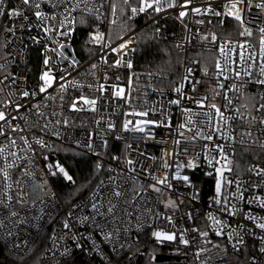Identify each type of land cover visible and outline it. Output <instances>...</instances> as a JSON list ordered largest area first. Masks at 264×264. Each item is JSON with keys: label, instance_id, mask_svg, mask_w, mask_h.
<instances>
[{"label": "built area", "instance_id": "2783aa9c", "mask_svg": "<svg viewBox=\"0 0 264 264\" xmlns=\"http://www.w3.org/2000/svg\"><path fill=\"white\" fill-rule=\"evenodd\" d=\"M126 1L131 4L128 16L135 27L122 32L118 28L121 14L113 0H31L30 5L4 0V14L0 15V112L6 119L0 121V221L5 227L0 228V240L12 254L26 255L51 227L41 264L67 260L72 264H105L126 252L132 256L143 234L162 231L175 234L176 239L158 240L159 244L184 252L189 264H264V229L259 227L264 223V175L248 171L250 167L264 169V84L258 83L264 81L260 71L264 65L262 34L258 30L264 27V8L256 6L264 0L238 5L243 8V23L226 15L229 9L225 5L234 0H191L187 6L186 0H160L159 4L147 0L153 7L143 12L140 8L145 0ZM157 7L161 11H155ZM196 8L201 13H196ZM207 8L212 11L205 14ZM13 9L21 15H8ZM36 12L42 14L40 19ZM181 12L186 15L181 17ZM79 15L95 17L97 24L89 29V35L102 37L100 42L92 39L93 46L80 58L73 46ZM227 20L237 22L239 28ZM147 25L173 42L182 54L178 80L135 68L138 34ZM245 28L251 30L250 36L241 35ZM225 30H237L240 37L222 36ZM125 43L127 47L121 49ZM241 44L245 49L236 47L227 53V59L220 52L221 46L228 49ZM67 46L75 59L64 51ZM200 52L215 56L199 58ZM117 61L121 63L117 65ZM217 62L224 69L222 75H218ZM189 69V79L200 81L195 91L184 79ZM49 70L54 80L41 92V76ZM177 87L182 88L183 97L192 99L182 98L174 91ZM210 89L220 95L209 92L205 107H198L194 101ZM119 90H123L121 95L116 94ZM24 92L29 95L25 97ZM176 99L181 100L179 105L170 103ZM210 104L217 105L227 122L212 141H193L196 128L205 134L209 131L202 113H214L207 107ZM185 108L191 112L185 113ZM144 112L148 115H138ZM189 116L191 125H187ZM143 121H163L168 126ZM181 124L187 126L180 128ZM134 127L145 131H133ZM113 141L124 149L106 160L103 154ZM56 145L98 158L100 167L107 163L108 175L71 207L64 204L55 185L56 176L62 174L59 168L67 172L50 154ZM215 145H224L232 161V171L224 172L219 194L216 181L221 178L216 169L221 165L208 163L210 157L220 159L219 152L212 150ZM242 148L252 150L254 160L244 172L237 173L241 165L237 155ZM186 158L195 167L184 166ZM128 160L134 164L129 165ZM178 171L190 181L175 178ZM165 177L167 183H157ZM197 178L213 182L201 186ZM150 184L160 191H154ZM115 191L125 195L115 197ZM109 201L116 205L112 214L107 212ZM93 203L97 209L92 208ZM13 212L17 215L12 216ZM66 222L68 228L64 227ZM240 240L243 243H238Z\"/></svg>", "mask_w": 264, "mask_h": 264}, {"label": "trees", "instance_id": "16d2710c", "mask_svg": "<svg viewBox=\"0 0 264 264\" xmlns=\"http://www.w3.org/2000/svg\"><path fill=\"white\" fill-rule=\"evenodd\" d=\"M121 14L119 30L128 31L135 27V23L129 18L128 10L131 4L126 0H113ZM230 24H239L233 20H227ZM97 24L95 17L79 15L77 17V30L73 40V46L77 56H83L84 51L93 46L92 38L89 35V29ZM222 36L240 37L237 30H225ZM93 54V52H92ZM215 56V53L200 52L197 56ZM183 56L176 45L168 40L161 38L153 30V26L147 25L139 31L137 47L135 52L134 66L137 69L151 70L171 76L178 80L181 72ZM37 73V70H35ZM124 146L114 141L110 143L109 150L103 154V158L110 160L115 152L123 151ZM53 159L59 160L65 166L71 180L58 174L55 178V185L58 189L64 204L71 207L82 200L102 178L108 175L107 163L98 167L100 159L87 155L86 153L65 147L62 145L54 146L50 151ZM237 160L240 162V168L237 173L244 172L246 167L253 162L252 150L242 148L239 150ZM200 185L211 184V180L197 178ZM206 194V193H205ZM51 227H48L32 250L26 255L12 254L0 240V264H41V258L44 254ZM114 257L105 264H189L188 257L184 252H173L159 244L154 237L153 232H147L141 236L139 245L132 251ZM60 264H72V261H64Z\"/></svg>", "mask_w": 264, "mask_h": 264}, {"label": "snow or ice", "instance_id": "6c2138e0", "mask_svg": "<svg viewBox=\"0 0 264 264\" xmlns=\"http://www.w3.org/2000/svg\"><path fill=\"white\" fill-rule=\"evenodd\" d=\"M22 2H23L24 5H30L31 4V0H22ZM190 2H191V0H186V5H184V6H187V4L190 3ZM155 3L156 4H159L160 3V0H155ZM248 3H249V0H234V2H231L228 5H225V7H228V9H229L228 12L226 13V15L227 16H230V17H233L235 20L240 21L241 23H243V20H242V17H241V11H243V8L242 7L241 8H238V5L246 6ZM3 5H4V0H0V15H3L4 14ZM34 6L36 8H39V4H36ZM168 6L169 7H172L174 5L173 4H169ZM256 6L257 7L264 8V3L258 4ZM152 7H153V4L152 3H147V0H145L144 6H142L140 8V11L143 12V11H145V8H152ZM233 10H235V11H233ZM135 11H136V9H133V12H135ZM155 11L159 12V11H161V9L159 7H157V8H155ZM194 11L196 13H201V9L200 8H196V9H194ZM204 11H205V14H206L207 12L212 11V10L210 8H207ZM213 14L214 15H217V16L222 15L220 12H213ZM8 15H10V16H20L21 15V12L13 9V10H11L8 13ZM41 15L42 14L40 12H36L35 13V16L38 19L41 18ZM184 15H186L185 12H181L180 13V16L181 17H183ZM258 30L262 34V39L260 41V44H261V53H260V55L262 57H264V27L259 28ZM45 31H48V29H45ZM251 34H252L251 33V30L248 29V28H245V31L243 33H241V35H248V36H250ZM92 39L95 42H100L101 39H102V37L100 35H95V36L92 37ZM213 40H215V37H213ZM61 47H63V45H61ZM125 47H127V43L120 45V48L121 49L122 48H125ZM236 47H239L241 49H245V45H243V44L238 45V46L237 45H231L228 49H225L223 46H221L220 52H221L222 55H225V57L227 59V53L228 52H231V51H235ZM239 56H240V58L242 60L244 59L243 52H240L239 53ZM248 58L251 59L252 56L249 55ZM48 63H49L48 59H45L44 60L45 66H47ZM120 63H121V61H117L116 62L117 65H119ZM94 66L95 65H93V67ZM127 66L130 68L131 67V64L128 63ZM216 67H217V69L220 70L218 72V75H222L223 72H224V69L221 67V65H220L219 62H217ZM260 71H261V74L264 75V65L261 66ZM191 74H192V72L189 69L188 70V74L184 77V79L185 80H188L189 83H192V85H193V91H195V87H196L197 84L200 83V81H195V82L191 81L189 79V77L191 76ZM239 75H240V73L237 72L236 73V76L239 77ZM61 79H64V77H61ZM41 80L44 81V85L40 88V91L41 92H44V91L47 90V87H51L52 82L54 80V77H52L50 75V70L49 71H45L42 74ZM258 83L264 84V81H258ZM63 87H64V85H61V88H63ZM219 87L223 88V85L221 84V85H219ZM122 91L123 90H119V91H117L116 94L117 95H121ZM174 91L176 93L181 94V97L182 98L192 99L191 97H183V93H182V88L181 87L175 88ZM209 92H211V94L214 95V96L215 95H220V93L217 92L216 89L206 90L205 91V94H204V96L202 97L201 100L194 101L198 107H200V108H204L205 107V101L208 99ZM23 95L26 97V96L29 95V93L28 92H24ZM85 102L88 103L89 101H85ZM90 103L94 104L95 101H91ZM170 103L171 104H175V105H179L181 103V100L180 99L172 100V101H170ZM230 103H231V101H229V104ZM73 107H75V105H73ZM207 107L209 109H211V110H214V113L212 111L202 113V115L204 117H206V120L204 121V123L209 128V131H208L207 134H205V133H203L201 131L200 128H196L195 129V134L192 137L193 141H195L197 138H202V139H206L208 141H212L213 140V135L216 134V133H221V127H222V125L227 122V119L228 118L224 116V114L220 111V109L217 107L216 104H210V105H207ZM261 107L264 108V105H262ZM183 111L185 113H190L191 112V109L185 108V109H183ZM138 115L147 116L148 113L147 112L138 113ZM217 116L219 117V121H216V117ZM5 119H6V117H5L4 113L3 112H0V121L5 120ZM129 123H131V122H129ZM141 123H143V124H153L155 126H168L163 121H143ZM261 123H264V120H262ZM191 124H193V121H192L191 116H189L188 121H187V125H191ZM187 125L181 124L179 127L180 128H185ZM125 128L127 130V125H125ZM132 130L133 131H140V132L145 131V129L143 127H134ZM0 135H3V132H0ZM181 135H182V133H181ZM248 135H250V133ZM224 138L225 139H231V137L230 136H227V135H225ZM175 143L177 145H179L180 141L177 140V141H175ZM241 143H243V141H241ZM89 147H91V146L89 145ZM129 147H131V146L129 145ZM262 147H264V146H262ZM212 150L218 151L219 152V156H220V159H217L215 157H210L208 159V163L210 165H213V162H215V164L221 165L220 168H217L216 169L217 175L221 178V179H217V181H216V193L219 194L221 192V187H222V184L224 182V172L225 171H232V168L230 167V165L232 164V161L229 159L228 155L224 152V145H215ZM197 155H199V154H197ZM222 161H223V163H222ZM127 163L129 165H133L134 164V161L128 160ZM184 166L189 167V168L195 167L193 161L187 160V158H186V163H185ZM98 167H99V165H98ZM165 167H168V165H165ZM177 167L179 169L180 166L178 165ZM131 170L134 171V168L131 169ZM248 171L249 172L256 171V174L257 175H264V169L257 170L255 167H250L248 169ZM59 172L63 173L64 176L68 180H71L72 179V177L69 176L67 174V172H65L64 168L60 167L59 168ZM55 174L56 173H53V175H55ZM151 178L152 179H156L154 176L151 177ZM175 178H181L186 183L190 181V178L188 176H186V175L183 176V177H180L179 176V171L177 172V176ZM157 183H159V184H165V183H167V177H165L164 179L157 180ZM228 183L230 184V183H232V181H228ZM149 187L152 188L154 191H157V192L160 191V189L157 188L155 184H150ZM169 187H171V185H169ZM113 195L115 197H121L122 195H125V193H122L121 191H115L113 193ZM125 203H127V200H125ZM171 203H174V202H171L170 201V204ZM216 203H220V201L217 200ZM108 204H109V206L107 208V212L110 213V214L114 213L115 208H116V205L113 204L111 201H109ZM97 207L98 206L95 203L92 204V208L93 209H97ZM99 214L100 215H103V213H99ZM11 215L12 216H16L17 214L13 212ZM249 218L251 219V217H249ZM84 219H87V217H85ZM215 223L216 224H219L220 221L215 220ZM3 227H5V224H4L3 221H0V228H3ZM64 227L65 228H68L69 227V224L66 222L64 224ZM259 227L261 229H264V223L259 224ZM11 234H12L11 232L8 233V235H11ZM153 235L156 237L157 240H160V241H165V240L166 241H174L176 239V235L175 234H168V233H165V232H162V231H157V232L153 233ZM202 235H205L206 236L207 233H203ZM181 242L184 243V244H187L188 243L187 240H183V239L181 240ZM238 243H243V241L240 240V241H238ZM234 247H236V245H234ZM262 251H264V249H262Z\"/></svg>", "mask_w": 264, "mask_h": 264}, {"label": "water", "instance_id": "95a60500", "mask_svg": "<svg viewBox=\"0 0 264 264\" xmlns=\"http://www.w3.org/2000/svg\"><path fill=\"white\" fill-rule=\"evenodd\" d=\"M64 51H65V52H66L71 58L75 59V56H74V54H73L72 49H71L70 46L64 47Z\"/></svg>", "mask_w": 264, "mask_h": 264}, {"label": "rangeland", "instance_id": "374dc122", "mask_svg": "<svg viewBox=\"0 0 264 264\" xmlns=\"http://www.w3.org/2000/svg\"><path fill=\"white\" fill-rule=\"evenodd\" d=\"M62 175L64 176V174L62 173ZM65 177V176H64ZM66 178V177H65Z\"/></svg>", "mask_w": 264, "mask_h": 264}]
</instances>
